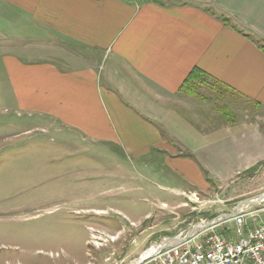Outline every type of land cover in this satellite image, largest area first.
Returning a JSON list of instances; mask_svg holds the SVG:
<instances>
[{"label": "crops", "instance_id": "1", "mask_svg": "<svg viewBox=\"0 0 264 264\" xmlns=\"http://www.w3.org/2000/svg\"><path fill=\"white\" fill-rule=\"evenodd\" d=\"M0 65L15 114L139 178L203 188L264 163V0H0ZM195 69L210 97L182 90ZM220 93L260 119L222 115Z\"/></svg>", "mask_w": 264, "mask_h": 264}, {"label": "rangeland", "instance_id": "2", "mask_svg": "<svg viewBox=\"0 0 264 264\" xmlns=\"http://www.w3.org/2000/svg\"><path fill=\"white\" fill-rule=\"evenodd\" d=\"M199 92L211 96L207 87ZM213 97L233 121L260 119L239 99ZM11 102L0 65V264H134L163 239L264 195V163L229 182L205 177L203 188L148 166L139 178L131 158L44 133ZM262 222L264 213L249 220Z\"/></svg>", "mask_w": 264, "mask_h": 264}, {"label": "built area", "instance_id": "3", "mask_svg": "<svg viewBox=\"0 0 264 264\" xmlns=\"http://www.w3.org/2000/svg\"><path fill=\"white\" fill-rule=\"evenodd\" d=\"M253 206L260 208L252 211ZM253 206H243L237 213L234 210L227 215L231 218L203 228L183 243L177 240L191 233L165 238L147 249L134 264H264V222L249 223L253 215L264 213V200ZM222 227V232L217 230Z\"/></svg>", "mask_w": 264, "mask_h": 264}, {"label": "trees", "instance_id": "4", "mask_svg": "<svg viewBox=\"0 0 264 264\" xmlns=\"http://www.w3.org/2000/svg\"><path fill=\"white\" fill-rule=\"evenodd\" d=\"M224 21L228 23V20ZM209 82L205 79V76L197 69L193 70L191 74L188 76V78L185 80L182 90L188 94H198L200 89L203 87H208ZM214 89L215 92L220 91L219 86L213 85L210 88ZM222 94V93H220ZM206 177H208V174L205 172L204 173Z\"/></svg>", "mask_w": 264, "mask_h": 264}, {"label": "water", "instance_id": "5", "mask_svg": "<svg viewBox=\"0 0 264 264\" xmlns=\"http://www.w3.org/2000/svg\"><path fill=\"white\" fill-rule=\"evenodd\" d=\"M264 196H261L259 198H257L255 201H248V202H245L243 204H240L236 209H235V213H237L239 211V209L243 206H253V205H259L264 199ZM232 216H227V215H223L221 216L220 218L216 219V220H213V221H210L208 223H206L205 225L203 226H200V227H196L193 232L186 238H183V239H178V243H183L185 242L187 239L189 238H192L193 236H195V234H197L198 232H200L203 228H209V227H212V226H215L217 225L218 223H220L221 221L225 220V219H228V218H231ZM175 239V238H174ZM165 245L162 244L161 247H164Z\"/></svg>", "mask_w": 264, "mask_h": 264}, {"label": "bare ground", "instance_id": "6", "mask_svg": "<svg viewBox=\"0 0 264 264\" xmlns=\"http://www.w3.org/2000/svg\"><path fill=\"white\" fill-rule=\"evenodd\" d=\"M264 199V198H263ZM200 227V226H199ZM169 243V242H168Z\"/></svg>", "mask_w": 264, "mask_h": 264}]
</instances>
